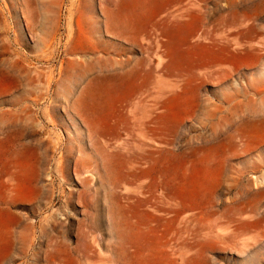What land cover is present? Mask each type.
<instances>
[{
  "label": "rangeland",
  "instance_id": "obj_1",
  "mask_svg": "<svg viewBox=\"0 0 264 264\" xmlns=\"http://www.w3.org/2000/svg\"><path fill=\"white\" fill-rule=\"evenodd\" d=\"M18 1L21 0H0V66L15 52L22 57L41 54V43L44 39L51 40L59 19L58 39L64 45L81 37L77 22L90 17L103 21L113 10L109 0H83L91 3V7L81 4V0H26L31 10L26 20ZM177 1L146 0L151 10L144 14V19L155 23L169 12L175 14ZM214 5L227 10L223 28L242 47L235 41L219 54L221 61L215 67L199 70L196 75L186 74L182 80L174 79L178 92L169 93L164 84L152 80L149 94L162 103L165 133L176 132L170 147L174 157L168 152L164 156L166 161L177 164L174 169H178L181 161L194 160L192 155L200 156L205 146L224 152L227 161L220 180L224 205L217 207L219 215L195 220L184 228L187 243L180 246L182 253L174 263L170 256L164 255L162 242L155 234L133 235L132 212L126 208L129 192L122 186L115 187L116 180L107 171L109 165L103 150H88L91 156L79 160L91 170L101 169L104 183L78 178L75 160L71 161L68 181L61 177L59 161L71 146L69 131H74L63 109H58L55 115L66 122V128H53L49 124L46 111L50 101L46 100L41 101L39 108L34 106L31 114L19 111L11 115L16 109L14 103L29 98L33 87L40 85L35 75L29 79L22 75L20 83L15 78L0 76V264H48L52 260L58 264H264V93L253 92L264 89V0H213L210 7ZM188 19L190 27L197 25L194 16ZM100 32L103 34V30ZM17 35L23 38L21 44L16 42ZM187 37L186 32H180L179 39ZM191 39V50L197 55L209 49L198 37ZM167 44L163 53L172 49ZM129 48L132 46L114 43L112 51ZM60 50L54 63L36 64L39 69H54L56 81L60 69L66 67L62 65L63 49ZM133 55L141 54L138 51ZM73 57L76 56H68ZM151 59L156 66L158 57ZM176 63L178 67L189 63L186 51L180 52ZM24 64L28 66V62ZM213 73L221 75L212 79ZM225 73L227 77L222 79ZM90 74L88 66L78 67L60 88H53L50 97L71 98ZM204 76L210 77L202 83ZM182 103L185 105L180 106ZM195 106H198L195 112L189 114ZM60 142L66 150L53 149ZM15 145L18 157L13 152ZM69 151L78 160L80 153ZM7 172L10 178L17 173L10 184L4 183ZM67 200L71 201L69 207ZM196 213L200 212L189 211L183 216ZM240 214L244 216L240 228L229 230L230 221ZM246 217L259 223L250 227ZM145 218L151 221L150 216ZM166 230H170V225ZM132 243L144 244V253L132 257Z\"/></svg>",
  "mask_w": 264,
  "mask_h": 264
},
{
  "label": "bare ground",
  "instance_id": "obj_2",
  "mask_svg": "<svg viewBox=\"0 0 264 264\" xmlns=\"http://www.w3.org/2000/svg\"><path fill=\"white\" fill-rule=\"evenodd\" d=\"M109 1L113 10L103 21L90 17L77 22L81 35L78 40H69L62 45V41L58 39L61 22L59 19L51 40L44 39L41 43L39 47V50L43 51L41 54L33 57L25 54L22 57L15 52L12 58L0 66V76L15 78L20 80L18 81L20 83L23 81L22 75H26V79L35 75L40 85L37 88L33 87L29 92V98L14 103L16 109L10 112L11 115L19 111L31 114L34 106L38 107L42 105L40 104L42 100H46L50 101L48 112L46 111L49 124L53 128L60 126L66 128V122L55 115L58 109H63L74 129L69 131L68 141L71 145L69 149L78 151L80 155L76 160L62 142L53 148L66 150L58 166L61 177L68 181L71 161L75 160L77 161L75 174L78 178L85 177L84 181L89 183L96 179L104 183L105 175L101 169L91 170L81 165L79 160L91 156L87 153L88 150L92 152L103 150L109 165L107 171L112 173L116 180L115 187L122 186L129 192L126 208L132 212L133 235L155 234L162 242L164 255L170 256L176 263L183 250L180 246L187 243L183 237L184 228L195 220L218 216L220 209L217 207L224 205L220 180L225 171L227 158L219 148L205 146L200 150V156L192 155L194 160L181 161L177 170L174 169L177 164L166 161L164 156L167 152L174 157V150L170 147L171 139L176 132L167 135L164 131L162 103L157 97L149 94L151 81H156L158 85L164 84L169 93L174 91L176 93L178 83L174 79L182 80L186 74L196 75L199 70L215 67L221 61L220 53L228 50L235 41L239 47H242V44L238 39H232V33L224 30V14L227 10L218 8L217 5L210 7L213 0L212 2L178 0L176 13L169 15L168 11L169 14H166L162 21L155 23L144 19V14L151 10L147 8L146 0ZM18 2L28 20L31 15L29 4L26 0ZM83 2L81 0L84 6L91 7V3ZM14 8L16 13L18 6L15 5ZM191 16L198 21L194 27L189 26L188 18ZM29 28L33 30L31 24ZM181 31L186 32L188 37L179 39ZM191 37L192 39L198 37L199 42L209 49L197 55L191 50L193 45ZM104 38L108 41L105 42ZM16 42L19 44L23 42L21 35L16 36ZM114 43L122 46L127 44L132 46V49L112 51ZM167 43L172 49L168 53H163L162 48L168 45ZM61 48L65 56L61 62L62 65L66 64V67L61 69L59 67L60 77L56 81L54 69H39L36 64L54 63ZM182 50L187 52L189 63L178 67L176 59ZM138 51L141 55L135 57L133 53ZM69 55L76 57L68 58ZM59 56L60 54L58 58ZM155 56L158 59L155 61L156 66H153L151 57ZM165 58L168 60L164 61ZM24 62H28V66ZM86 66L91 74L71 98L61 100L50 97L53 88H60L70 73H74L78 67L84 69ZM215 75L221 74L213 73L212 79L219 78H215ZM209 77L204 76L202 83ZM226 77L227 73L222 79ZM253 92L255 95L262 94L264 89ZM197 107H193L189 114L194 113ZM76 119L81 125L77 124ZM14 148L13 152L18 157V148L16 145ZM49 148L52 149L51 146ZM5 176L4 183L10 184L17 173L12 174L11 178L8 172ZM70 205L71 201L67 200L66 206ZM53 207L54 203L51 202L50 210ZM189 211L200 213L183 216ZM145 216H150L151 221L145 220ZM243 218L244 216L240 214L239 218L231 220L228 229L233 232L238 230ZM252 220L253 217L246 220L250 227L259 223ZM232 224L234 225L231 226ZM167 225H170L169 231L166 230ZM132 244H134V250L130 252L132 257L144 253L146 249L144 244ZM48 264L58 263L52 260Z\"/></svg>",
  "mask_w": 264,
  "mask_h": 264
}]
</instances>
